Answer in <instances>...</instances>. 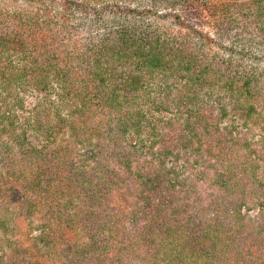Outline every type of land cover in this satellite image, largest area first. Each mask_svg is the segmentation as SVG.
Segmentation results:
<instances>
[{"label":"trees","instance_id":"16d2710c","mask_svg":"<svg viewBox=\"0 0 264 264\" xmlns=\"http://www.w3.org/2000/svg\"><path fill=\"white\" fill-rule=\"evenodd\" d=\"M34 1L37 8L32 18L43 17L36 19L42 23H52L56 19L65 24L69 13L74 12H79L92 24L103 23L100 22L103 18L110 22L122 15L124 19L129 16L132 22L104 33L112 37L97 40L86 48L83 58L79 57L72 64L73 58L62 52L52 57L54 52L47 50L43 57H37L35 38L39 26L25 23L30 18L27 11L23 10L24 14H19L13 25L12 19L0 11V233L7 235L12 245L9 246L13 253L9 258L12 264H222L225 258L231 259L229 264H264L256 263L254 257L264 240L262 215L255 217L261 222H253L250 226L240 212L246 196L263 191L264 179L257 169L260 161L253 155L250 157V152H227L228 147L214 142L218 141V131L214 129L216 122L213 119H209V123L205 121L207 115L203 113L208 111V104L197 102L199 91L206 90L201 86H210V90L216 81L222 91L236 95L243 92L250 100L259 97L255 95L256 90L247 85L243 72L233 69L231 59L220 60L211 49L221 47L218 41L227 37L237 24L233 14L239 13L243 19L249 17L245 6L253 5L250 9L255 18L249 22L254 25L256 38L261 35L263 43L257 41L253 48L247 41L241 47L239 38L224 39L226 52L230 56L245 57V50L251 48L264 54V0H247L246 4L244 0H149V5L135 13L137 17L116 3ZM160 4L166 6V12L159 14L156 7ZM49 7H57L58 11L52 13ZM182 13L193 16L195 26L186 22ZM136 18L140 19L139 23ZM143 18H152L151 23H145ZM154 20L165 21V27L155 26ZM205 29L213 33V38L204 33ZM197 42L199 45L194 46ZM39 46L44 48L46 43ZM10 51L25 56L23 60L29 59L26 62L29 68L21 66L20 73L14 74L7 61ZM247 57L256 59L251 55ZM117 62L128 65L130 74H117ZM40 67L47 71H36ZM21 75L38 82L44 95L53 92L52 81L61 93L57 97L66 100L69 110L67 117L61 118L57 113L60 104L50 103L42 113L41 123L33 119V124L38 123L35 130L39 132L34 138L35 146L25 140L22 132L14 135L9 103H5L11 95L10 86L20 81ZM162 76L171 79V86L162 88L160 85L154 92L156 98L150 96L149 101L144 102L152 103L153 108L155 104L154 110L172 113L175 119L182 118L180 128L167 143L165 136L172 132L161 133L162 145L157 154L150 153L148 160L142 156L144 148L137 149L134 144L126 145V151L113 155L118 133L115 117L125 121L135 119L139 124V104L132 106L130 103L135 102L134 93L142 100L149 97V92L138 90L129 92L131 97L119 94L117 80H121L119 86L125 90L124 85L135 88L145 80L158 81ZM261 77L262 74L254 72L251 85ZM259 106L255 115L264 121V103ZM96 116L97 129L88 122ZM243 120H249L246 114ZM156 129L149 128L146 134L153 137ZM260 130L264 135V125ZM72 134L75 135L72 137ZM203 134L204 141L199 140ZM92 137H97L98 141L91 144ZM171 141L177 142L172 148L167 145ZM245 142L243 149L248 145ZM84 144L91 146L93 151L88 157L90 160L84 161L82 169L75 172L87 169L90 173L81 177L76 188L71 179L74 173L68 175L71 163L66 152L71 146ZM149 149L150 146L147 151ZM181 156L186 161L177 170L165 167L167 162L178 161ZM104 158L113 161L104 163ZM131 165L138 177L136 181L142 184L147 180L146 172L151 175L157 169L163 172L173 190L172 197L169 196L172 199H154L149 194L148 199H137L145 201L139 209L144 211L140 217L132 215L136 202L129 204L126 194L127 199H110L111 191L98 198L93 196L115 182L123 184L122 177L118 179L119 173L121 176L129 171ZM97 166L101 167L102 176L89 184L95 179L93 171ZM183 173L190 177L176 179ZM172 175L176 179L174 184ZM207 184L211 189L210 199L201 207L203 202L199 196ZM83 185L87 191L85 203L81 201L75 205L73 195H77ZM179 186L186 190L184 194L189 192L197 196L191 199L197 210L194 230L191 215L176 204L172 208L174 202L184 199L176 195ZM229 193L237 197L229 200ZM258 204L264 207V203ZM169 213L172 214L168 216ZM245 227L258 238L251 246L233 241L231 235ZM127 228L131 229L126 231Z\"/></svg>","mask_w":264,"mask_h":264},{"label":"rangeland","instance_id":"374dc122","mask_svg":"<svg viewBox=\"0 0 264 264\" xmlns=\"http://www.w3.org/2000/svg\"><path fill=\"white\" fill-rule=\"evenodd\" d=\"M79 1L84 4H90L93 5L91 1H97V3L103 4V5H109L110 3H116L119 5V7L123 10H127L128 12H131L130 14L133 16H136L135 13L137 11L142 10L144 7L149 5V0H75ZM148 1V2H147ZM244 4L247 3V0L243 1ZM43 4L48 5L47 2H44ZM161 5V4H160ZM247 10V14H249L250 18L247 16L244 19L239 16V13H234L233 16L235 17L237 24L233 26V28L230 31V34L227 37H222V40L218 41V43L221 45V47H218L217 49H211V53H214L215 57L220 60H226L228 58L231 59V63L233 65V69H237L238 71L243 72V77L247 79V85L251 86L253 89H255L256 97L255 99L250 100V98L243 96L244 93H239V95L231 92H225L220 90L218 87L220 86V83L216 81L214 85L211 86V89L209 90V87L204 85L201 86V89H206L203 93V90H200L197 96V102L201 100V102H204L207 105V110L203 114L206 116H210L211 118L207 117L205 118V121L209 123V119L215 120V130L218 131L217 139L218 141H214L218 143L219 145H224L227 148L225 151L233 150V151H239L240 153L250 152V157H254V159H258L260 162H257V169L261 170L260 176L264 179V135L261 133L260 127H263L264 121L262 118H259L257 115H255V112L259 109V105L264 103V54H261L259 52H255L253 49L249 48L245 50V57L241 55L239 57L238 54H235L234 56H230L227 54V42L224 39L229 38H239L240 43L239 45L241 47L244 46L245 43L250 42L253 44V48L256 47L257 41H261V35L257 39L256 35L257 32L254 28V25H250V20L252 18H255L254 11L250 8L252 6H245ZM244 7V8H245ZM37 8V3L34 0H0V11L4 13L6 16L8 15L9 18L12 19V25L17 21L19 14L23 13L22 11H27L30 18L26 19L25 23H31L36 24L39 26V30H37L38 36L35 38V41L39 45L42 43H46V46L44 48H38L35 51L37 53V57H43L44 52L49 50L53 51L54 54L52 57H57V53L62 52L66 53L68 57H72L73 60L70 61V63L74 64L76 61L79 60V57H84V51L86 48L91 47V45H94L97 40H99L102 37H108L111 38V34H107L104 36V33L107 31H113V28H118L119 26L129 24L131 23V19L129 16H126V18H123L122 16H117L113 21H106V18L101 19L100 22H103L101 24H92L90 20L84 19L83 16L80 15L79 12H74L73 14H70V17L67 19V22L65 24H60V22H56V19H53L52 23H42L40 21H37L36 19L41 20L43 17H34L32 18V12H34V9ZM52 11V13L58 11L57 7H49ZM156 10L160 13L166 12V6L161 5L156 7ZM24 14V13H23ZM67 14V15H69ZM182 18L188 22L189 24H192L195 26L196 21L194 20L193 16L191 15H184V13L181 14ZM137 17V16H136ZM144 22L149 24L151 23L152 18H143ZM137 22L139 23L140 19L136 18ZM257 23V22H255ZM155 26H161L165 27L166 22L165 21H156L154 20ZM11 25V26H12ZM244 25V27H242ZM107 28V29H106ZM195 28V27H194ZM204 33L208 35L210 38H213V33L210 30L205 29ZM192 36V35H191ZM231 36V37H230ZM234 36V37H232ZM193 41H195V38L192 37ZM221 39V38H220ZM217 42V41H216ZM194 44V43H193ZM199 43H195L194 46H198ZM202 49V47H201ZM204 50V49H203ZM236 51H239V49ZM27 52H29L27 50ZM244 52V51H243ZM242 54V53H240ZM256 54V55H255ZM247 55H251L256 57V59H251L250 57H247ZM21 57V58H20ZM22 55H19L18 53H15L13 51L8 52L7 54V61L10 64V69L13 70L14 74L20 73L21 66L28 67L26 64L28 60H23ZM115 66L118 68L116 70V73L120 76H124L125 74H130L128 65L117 62ZM122 66V67H121ZM29 68V67H28ZM36 71H47L43 67H40L39 70ZM254 72L259 75L262 74V77L257 80L255 84L251 85V82L253 81L251 77H253ZM133 74H136L135 72ZM213 78V77H212ZM211 78V79H212ZM215 78L214 80H216ZM249 80V81H248ZM164 81L168 83H164ZM121 80H117V86L119 87L118 93L121 95H127L129 96V92L137 90L140 92H149V97H145L144 100L139 99L136 93L135 94V102L132 100L130 104L132 106H136L139 104V124L136 123L135 119H129L125 121V119H121L118 116H116V121H114L117 124V127H115V130H117V135L114 139V152L113 155H118L117 152L126 151V145H135L137 149L144 148V153L142 156H146L147 160L150 158V153L155 152L156 154L159 151V147L162 145L159 141V135L161 133H167L168 131H171V134H167L165 136L166 143L174 134H176L177 129L180 128V124L182 122V118L175 119L174 115L172 113H166L163 111H157L154 110L156 108V105L154 104L155 108H153V104H145L144 101H149L148 99L151 97L156 98V92L158 88L162 86H171V79H166L165 77H159L157 80H145L143 81V85L139 86V84L135 88L128 87L124 85V89L122 90L121 86H119ZM38 82H35L34 80H28V75H21V80L18 81L16 84L11 85L10 91L11 95L6 99L5 103L8 104V112L11 113V122L12 127L14 129V135H17V133L22 132L23 136L25 137V140L29 142L31 145L35 146V136L38 135L35 130L37 128V124L42 122V113H44L45 108L50 104H60L59 110L57 111L59 117L66 118V114L68 113V108L66 104V100H62L57 95H60V91L55 87V85H52V81H50L52 91H49L47 95H44L42 93V90L40 89V85L37 84ZM161 83V84H160ZM161 85V86H160ZM258 85L259 87H257ZM256 88H255V87ZM139 87V88H138ZM41 91H39V90ZM244 91V89H243ZM254 100V102H253ZM253 103V104H252ZM261 103V104H260ZM249 107V110H248ZM251 108H253V111H251ZM218 109H220L218 111ZM144 112H147L146 115H144ZM247 115L248 119L246 122L243 120V115ZM35 116V118H34ZM49 116V114L47 115ZM245 117V116H244ZM36 120L38 122L37 124H33L32 121ZM179 120V121H178ZM88 122L94 126L95 129L98 128L97 125V116L95 119L90 118ZM149 128H157L155 135L149 136ZM39 133V132H38ZM69 133V132H68ZM75 134H72V137ZM199 137V136H196ZM205 134L200 136L199 140L202 139L204 141ZM65 139V137H63ZM69 138V137H68ZM72 139H78V138H72ZM81 141V140H80ZM91 144L96 143L98 141L97 137H92L90 140ZM123 141V142H121ZM247 142L246 148H242L243 143ZM245 142V143H246ZM87 144V142H85ZM125 145H124V144ZM160 143V144H159ZM64 144V143H63ZM86 144L84 145H77L76 147H72L66 152V154L70 155V159L68 160L69 163H71L69 174L71 172L74 173L73 176H71V179L73 180L74 185H77L79 181L81 180L82 176H86L90 173L87 169H84L82 173L75 172L78 168L82 169V165L84 161L90 160L88 158L90 156V153H92L91 146L87 147ZM177 144V142H172L169 145L170 148L174 147ZM39 145V143H38ZM141 145V147H140ZM150 146L149 151H147V147ZM140 147V148H139ZM110 149H107L109 151ZM224 151V152H225ZM157 156V155H156ZM84 159V160H82ZM252 159V158H251ZM80 160V161H79ZM143 160V159H139ZM82 161V162H81ZM112 162L113 159H107L104 158V163ZM185 158L181 156L178 161L169 163L167 162L165 164L166 168L177 170L179 168V165L185 164ZM66 169V168H65ZM102 169L101 167L97 166L95 171H93V176L95 179L90 180L88 183H93L95 180L100 179L102 176ZM84 172L86 174H84ZM135 169L131 165V169L125 173H122L119 177H122L120 179L123 180V184L121 183H113L110 186H107V189H102L101 194L94 193V197H101L102 195H105L108 191H111L110 199H127L126 195L129 199V204H134L133 202H136V206L133 209L132 215L135 216H143L144 211L139 210L140 207H143V203L140 200L137 199H148V194L152 195L154 199H172L169 196L172 197L173 190L169 188V184L166 180L165 174L163 172H160V170H156V173L154 175H151L150 173L146 172L148 176L146 177V182L142 184L141 182H137V175L134 174ZM173 179V184L176 179H182L186 177H190V175H186V173H183L182 176L177 177L176 179ZM186 176V177H185ZM70 179V180H71ZM151 181V182H150ZM87 183V184H88ZM185 183H188L185 181ZM94 184V183H93ZM200 184V183H199ZM72 185V184H71ZM205 185V184H204ZM195 186V185H192ZM73 190L74 187L72 186ZM137 189V192L135 191ZM77 190V189H76ZM85 185L80 187V190L78 191L77 195L76 193L73 195V200L75 202V205L77 203H85L86 200V194L87 191ZM263 191L260 193H254L246 196L242 201L243 207L241 208L240 212L245 216V222L251 226V224L254 222H261L257 221V216L260 214L262 215V219L264 220V207L260 208L261 206L258 203H264V186ZM194 191V190H193ZM186 190H184L183 187H178L177 196H181L184 199H181V202H174L172 204V208L175 206V204L181 209L184 210L185 213H188L187 215H191V224L192 229L194 230V227L196 226L197 222V216H196V209L193 208L192 205H194L191 202V199H197L195 197L190 195L188 192L187 194H184ZM211 192L210 186L205 188L203 194H201L199 197L201 199L200 206H204L207 203L208 199L210 197L208 196ZM197 193V192H196ZM126 194V195H125ZM198 195V194H197ZM229 200L235 199L237 196L233 193H229L227 196ZM96 198V199H97ZM178 199V198H176ZM237 200V199H236ZM78 201V202H77ZM196 212V213H195ZM2 213V212H1ZM0 213V214H1ZM191 213V214H189ZM169 213L168 216H170ZM226 214V213H224ZM256 217V218H255ZM249 219V220H248ZM180 224V223H178ZM264 224V223H263ZM131 228H127L126 231H129ZM35 231V229H34ZM186 231L188 232V228H186ZM4 233V232H3ZM34 233V232H33ZM232 235L233 241L235 242H242L246 243L247 245L251 246L252 241L257 240V235L255 232L250 231L249 227L243 228L241 231L234 232ZM235 243V244H237ZM234 244V245H235ZM12 245L9 242V239L7 235H1L0 233V264H12L13 261L9 259L11 256H13V253L10 250V247ZM193 247H197L195 244L192 245ZM233 246V245H232ZM234 247V246H233ZM232 247V248H233ZM260 250H258V253L254 255L255 262H263L264 263V240L260 242ZM241 249H237V252H240ZM229 255V253H228ZM231 261L230 258H225L221 261L222 264H229Z\"/></svg>","mask_w":264,"mask_h":264}]
</instances>
